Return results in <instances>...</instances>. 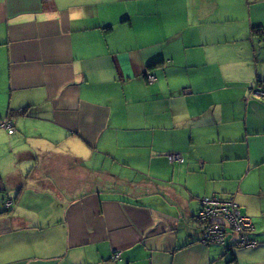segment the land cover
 <instances>
[{"label":"crops","instance_id":"1","mask_svg":"<svg viewBox=\"0 0 264 264\" xmlns=\"http://www.w3.org/2000/svg\"><path fill=\"white\" fill-rule=\"evenodd\" d=\"M254 28L264 0H0V264H264ZM210 196L258 246L202 241Z\"/></svg>","mask_w":264,"mask_h":264},{"label":"built area","instance_id":"2","mask_svg":"<svg viewBox=\"0 0 264 264\" xmlns=\"http://www.w3.org/2000/svg\"><path fill=\"white\" fill-rule=\"evenodd\" d=\"M150 81L154 80L153 75H148ZM257 95H264V87L254 89ZM10 129L13 127V120L10 118L0 121V128ZM171 162H183L181 154L169 155ZM12 199L6 200V206L12 205ZM196 219L202 225V241L206 243L223 244L226 250L232 247H256L259 242L252 237L254 224L250 217L243 214L240 206L232 199H224L219 196L203 197L201 199V209ZM235 234L233 246L226 245L228 233ZM120 252H115L113 258L118 260Z\"/></svg>","mask_w":264,"mask_h":264},{"label":"rangeland","instance_id":"3","mask_svg":"<svg viewBox=\"0 0 264 264\" xmlns=\"http://www.w3.org/2000/svg\"><path fill=\"white\" fill-rule=\"evenodd\" d=\"M1 129H4V128L2 127ZM5 129H6V128H5ZM7 130H9V129H7ZM11 130H12V129H11ZM4 155H5V152H3V154H2L0 157H3ZM0 160H1V159H0ZM3 180H4V179H3ZM4 185H5V182H4ZM5 189H6V186H5ZM17 192H19V190H16V192H14V193L12 194L13 196H12V195L10 196V198L12 197L11 199H12V201H13V203H12V205H11L10 207H7V206H6V200H8L9 198H6V199H5V207H6V208H11V207L13 208V207L16 205V203H15V202H16L15 199H17V197H18V193H17ZM0 194H2V196H5V195H8V192H7V193H6V191L3 192V193L0 192ZM5 197H6V196H5ZM24 211L27 212V213L30 214V215L33 214L34 212H36V211H34V210H29V211H28L27 209H24Z\"/></svg>","mask_w":264,"mask_h":264},{"label":"trees","instance_id":"4","mask_svg":"<svg viewBox=\"0 0 264 264\" xmlns=\"http://www.w3.org/2000/svg\"><path fill=\"white\" fill-rule=\"evenodd\" d=\"M254 31L257 33V34H259L260 35V37H261V39H264V30L262 29V28H254ZM159 63L157 62V63H155V64H153V65H151L150 67H152V66H155V65H158ZM25 111V110H24ZM24 111H21V112H19V113H24ZM7 119V118H6ZM10 119H12V118H10ZM2 120H4V119H2ZM13 120V119H12ZM1 121V120H0ZM13 123H14V121H13ZM6 191V189H5V185H4V180H3V178L0 176V192H5ZM7 209H9V208H7ZM7 211H9V210H7ZM197 216V215H196ZM195 216V217H196Z\"/></svg>","mask_w":264,"mask_h":264}]
</instances>
